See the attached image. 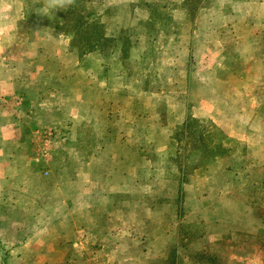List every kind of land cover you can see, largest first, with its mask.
<instances>
[{
	"label": "rangeland",
	"instance_id": "obj_1",
	"mask_svg": "<svg viewBox=\"0 0 264 264\" xmlns=\"http://www.w3.org/2000/svg\"><path fill=\"white\" fill-rule=\"evenodd\" d=\"M0 80V174L64 171L124 264H264V0H0Z\"/></svg>",
	"mask_w": 264,
	"mask_h": 264
},
{
	"label": "crops",
	"instance_id": "obj_2",
	"mask_svg": "<svg viewBox=\"0 0 264 264\" xmlns=\"http://www.w3.org/2000/svg\"><path fill=\"white\" fill-rule=\"evenodd\" d=\"M2 81L0 101H5L13 109L20 111L24 107L21 102L22 97L19 95L22 94V89H19L21 81L19 83L9 80ZM5 83L15 85L16 88L13 86L11 94L8 88L6 93L3 91L5 94L2 95L1 91L5 90L3 86ZM205 105L208 109V106H211L210 101L206 99ZM196 119L199 122L204 120L197 116ZM205 119H212L222 128L225 125L223 117L219 115L207 114ZM9 130L7 129V132ZM245 131L244 129L243 133ZM243 133L239 131L240 135H244ZM0 140L1 143L7 142L6 139L0 138ZM9 146L10 144H3L1 148L4 151L2 152L6 154L13 152L14 148L10 149ZM15 151L18 156L22 154L21 157H23L25 148L17 144ZM39 171L40 174H33V168L27 170V167L22 166L19 172L15 170L7 176L5 171L0 174V200L3 206L8 205L7 209L1 208L0 203V264H109L108 262L115 263V261L116 264H124L125 262L116 254L117 251L114 252V248L103 243L100 234L89 233V231L95 232L94 229L97 226L95 217H87L83 209L76 214L77 217L72 213L73 218H70L68 214V211H71L70 197L68 194L63 195L62 192V184L69 183L65 172L54 174L52 170H46L45 172H48L46 177V174H42L43 170ZM28 172L31 174H27ZM46 181L49 182L48 185L43 184ZM12 182L16 190L6 191ZM44 186H50V190H44ZM57 188L61 189V192H58ZM51 194L63 195L66 198L63 201H51L53 197ZM38 220L43 222H37ZM87 235H89L88 240L85 239ZM61 246L68 247L69 252L60 255L58 249ZM88 250L91 253H88ZM111 250L113 253L109 255L105 253ZM103 252L107 256L103 257ZM153 257L155 256L145 255L141 264H149Z\"/></svg>",
	"mask_w": 264,
	"mask_h": 264
},
{
	"label": "trees",
	"instance_id": "obj_3",
	"mask_svg": "<svg viewBox=\"0 0 264 264\" xmlns=\"http://www.w3.org/2000/svg\"><path fill=\"white\" fill-rule=\"evenodd\" d=\"M119 40L123 41V43L125 44L128 41V38H126V39L125 38H121V39L119 38ZM176 164H178L176 171L177 172L182 171V169H180V166H179L180 163L177 162ZM179 176H180V174H178L177 177L176 176H170L168 178H169V182H170L169 185H172V183L174 185L177 184V191H178L179 195H181V192H180L181 190H179V189H181L180 185H181L182 181H181V178H180L181 176L180 177ZM162 261L163 260H156V261H153L152 264H160ZM169 264H175V263L170 260Z\"/></svg>",
	"mask_w": 264,
	"mask_h": 264
}]
</instances>
